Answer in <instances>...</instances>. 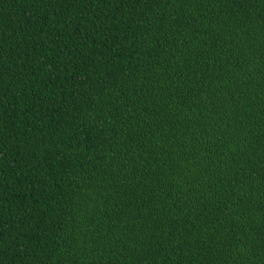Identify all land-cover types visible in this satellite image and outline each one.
Instances as JSON below:
<instances>
[{"label": "trees", "instance_id": "obj_1", "mask_svg": "<svg viewBox=\"0 0 264 264\" xmlns=\"http://www.w3.org/2000/svg\"><path fill=\"white\" fill-rule=\"evenodd\" d=\"M0 264H264V0H0Z\"/></svg>", "mask_w": 264, "mask_h": 264}]
</instances>
